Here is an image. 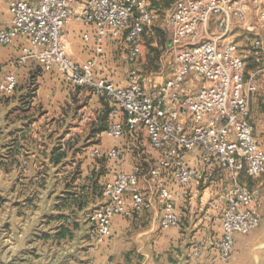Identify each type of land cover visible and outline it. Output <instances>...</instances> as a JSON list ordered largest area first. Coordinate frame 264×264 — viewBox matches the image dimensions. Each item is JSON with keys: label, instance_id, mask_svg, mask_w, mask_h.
<instances>
[{"label": "built area", "instance_id": "obj_1", "mask_svg": "<svg viewBox=\"0 0 264 264\" xmlns=\"http://www.w3.org/2000/svg\"><path fill=\"white\" fill-rule=\"evenodd\" d=\"M3 1L11 17L0 18V45L23 41L17 63L37 61L46 70L56 69L70 85L88 87L107 98L111 102L109 136L147 132L160 154L149 175L162 206V228L181 221L168 178L182 187L201 184L207 171L215 167L230 173L232 183L226 189L218 243L220 260L230 262L235 235L249 233L261 221V190L242 183L240 175L264 174V148L251 120L256 84L253 77L245 76L246 60L231 33L236 22H248L250 9L256 12V26L264 29V0H176L166 18L170 47L175 51L174 69L162 82L141 72L143 35L154 22L149 0ZM214 19L215 29L211 26ZM73 21L94 26L93 36L88 31L82 36L95 41L94 55L84 62L68 51L65 32ZM108 37L123 39L128 46L125 86L96 74ZM253 45L264 53L261 34ZM17 84L16 73L6 72L0 80V95H13ZM124 153V147L91 150L93 156L116 161ZM190 153L197 154L199 167L189 164ZM141 172L135 165L131 171H117L104 184L103 202L87 214L98 242L111 234L114 217L130 218L152 205L139 186ZM205 245L195 242L193 257H200Z\"/></svg>", "mask_w": 264, "mask_h": 264}, {"label": "crops", "instance_id": "obj_2", "mask_svg": "<svg viewBox=\"0 0 264 264\" xmlns=\"http://www.w3.org/2000/svg\"><path fill=\"white\" fill-rule=\"evenodd\" d=\"M0 18L10 19L9 8L3 0H0ZM211 26L215 29V19ZM86 31L93 36L94 29L78 21L66 28L68 51L78 62L94 55V39L83 40ZM238 31L254 35L264 31L256 26L254 9L249 10L248 22L235 23L232 39L239 36ZM22 44L19 40L0 45V80L6 72H15L18 78L13 95H0V195L3 198L0 236L8 250L15 248L16 237L22 239L23 233L34 226L29 241L34 252L21 256H27L30 264L43 261L49 264H264V174L252 177L243 172L240 175L242 183L261 190V221L249 233L235 235L233 258L223 263L218 243L222 236L226 189L232 183L230 173L215 167L207 171L201 184L182 187L168 178L167 185L181 221L175 227L162 228V206L155 193V181L149 175L160 154L149 142L147 132L109 136L107 129L101 130V117L111 108V102L88 87L70 85L56 69L46 70L37 61L17 63ZM127 51L123 39L108 37L105 53L99 56L97 76L108 77L117 85H127ZM256 90L251 99V120L264 148V90H259L257 85ZM17 143L21 145L20 153L12 163L6 157ZM59 146L68 155L57 164L52 154ZM114 147L125 148L121 161L91 154L94 148ZM78 162L83 170V179L75 180L79 185L85 182L89 185L87 177L92 172L101 171L99 182L106 183L117 171L128 172L139 165L142 168L139 186L152 199V205L130 218L114 217L111 234L98 242L87 214L103 202L102 196L78 212L80 226L73 238L55 241L52 236L58 228L63 224L72 226L75 221L68 209L59 207L70 191L66 184L72 180ZM188 162L199 167L196 153H190ZM63 213L68 218L58 219ZM197 241H204L206 245L201 256L195 258L192 251Z\"/></svg>", "mask_w": 264, "mask_h": 264}, {"label": "rangeland", "instance_id": "obj_3", "mask_svg": "<svg viewBox=\"0 0 264 264\" xmlns=\"http://www.w3.org/2000/svg\"><path fill=\"white\" fill-rule=\"evenodd\" d=\"M175 1L149 0L152 14L154 15V22L143 35L141 72L145 77L151 78L156 82L165 81L171 76L174 69L175 51L168 42L170 33L167 28L166 18L169 9ZM87 26L90 29H94L93 25ZM154 27L160 31L156 32ZM238 32L239 36H236L234 40L240 45L241 52L246 60L245 76L248 79L253 77L259 90H264V53L260 48H256L253 45L257 35ZM259 34L264 38V31ZM161 40L162 42L164 41L163 44L160 43Z\"/></svg>", "mask_w": 264, "mask_h": 264}, {"label": "trees", "instance_id": "obj_4", "mask_svg": "<svg viewBox=\"0 0 264 264\" xmlns=\"http://www.w3.org/2000/svg\"><path fill=\"white\" fill-rule=\"evenodd\" d=\"M154 29L156 30V32L160 31L156 27H154ZM163 42L162 40L160 41V43L162 44ZM168 42L170 45L169 39H168ZM263 110H264V105H263ZM110 111H111V108H108L105 115L101 117V125H102L101 130L107 129L108 127V124L110 121ZM20 148H21V145L17 143L15 148L10 149V153L8 157L6 158L10 159L11 162L14 163L15 162L14 157L20 153ZM61 148L62 147L59 146L58 149H55V151H53V154H52V160L57 164L60 163L63 160V158L67 157L68 155L66 149H61ZM5 165H7V163ZM82 174H83V170L81 168V163L78 162V164L76 165V168L73 171L72 180L69 183L67 182L66 184L67 189L70 191H68L66 196L62 198V203L60 204V207H59L60 209H68L70 214L74 217L75 221L72 226L65 225V224L61 225L58 228V231L55 235V238H54L55 241H62V240L73 238L75 235V230H77L80 226V223H79L80 221L78 219V212L81 210L87 209L88 207H90V204L94 203L98 198L103 196L102 195L103 187L105 183L99 182L101 174H102L101 171L98 173L92 172V176L87 177V179H90L89 185H87L86 182L80 185L75 183L76 178H82L83 176ZM86 187H88L89 190H86ZM2 201H3V198L0 195V202ZM67 216L68 215L63 213L58 216V219L68 218ZM46 238H50V237L47 235Z\"/></svg>", "mask_w": 264, "mask_h": 264}, {"label": "water", "instance_id": "obj_5", "mask_svg": "<svg viewBox=\"0 0 264 264\" xmlns=\"http://www.w3.org/2000/svg\"><path fill=\"white\" fill-rule=\"evenodd\" d=\"M42 214L44 215L45 213ZM0 229L2 228L0 227ZM29 229L30 230H27L23 233L22 239L16 237V246L10 250L7 249V245H4V239L0 236V264H22L23 262L30 264V259H27V256L23 258L21 257L24 254H31L34 252V250L29 247L30 236H32L34 233V226L30 227ZM13 235L16 236V233H13ZM39 264L49 263L47 261H43Z\"/></svg>", "mask_w": 264, "mask_h": 264}, {"label": "flooded vegetation", "instance_id": "obj_6", "mask_svg": "<svg viewBox=\"0 0 264 264\" xmlns=\"http://www.w3.org/2000/svg\"><path fill=\"white\" fill-rule=\"evenodd\" d=\"M56 233H57V232H56ZM56 233L54 234V236H52L53 238H55ZM52 237H51V238H52Z\"/></svg>", "mask_w": 264, "mask_h": 264}]
</instances>
